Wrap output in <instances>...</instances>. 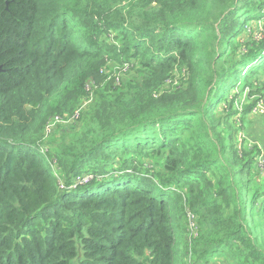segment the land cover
I'll return each instance as SVG.
<instances>
[{
	"label": "trees",
	"instance_id": "1",
	"mask_svg": "<svg viewBox=\"0 0 264 264\" xmlns=\"http://www.w3.org/2000/svg\"><path fill=\"white\" fill-rule=\"evenodd\" d=\"M0 67V264H264V0H0Z\"/></svg>",
	"mask_w": 264,
	"mask_h": 264
},
{
	"label": "built area",
	"instance_id": "2",
	"mask_svg": "<svg viewBox=\"0 0 264 264\" xmlns=\"http://www.w3.org/2000/svg\"><path fill=\"white\" fill-rule=\"evenodd\" d=\"M123 68L121 70L123 74H125V72H128L127 66H124ZM117 81H119V79ZM87 92H88V97L83 101L81 106L77 109V111L71 117L62 118L60 116H56L50 121V123L48 124L47 129H46L47 135H50L58 125H69V124L75 123L79 119L80 114L87 108V106L93 100L94 93H93V86L92 85H89L87 87ZM85 182H87V180ZM82 184H83V182H82ZM61 188H63V185H61ZM189 221H190V226H191L190 227L191 232H193L195 234L196 230H197L196 222H195V216L192 214H189Z\"/></svg>",
	"mask_w": 264,
	"mask_h": 264
},
{
	"label": "rangeland",
	"instance_id": "3",
	"mask_svg": "<svg viewBox=\"0 0 264 264\" xmlns=\"http://www.w3.org/2000/svg\"><path fill=\"white\" fill-rule=\"evenodd\" d=\"M246 102V101H245ZM254 116H251V120H255L253 122V126L249 130H244L237 135V140L247 139L250 142L258 143L264 146V101L259 102L257 107L253 110ZM56 117V116H55ZM242 134V135H241ZM50 136V135H49ZM264 162H261V166H263ZM188 218V217H187ZM188 222V230L191 233V226L189 218Z\"/></svg>",
	"mask_w": 264,
	"mask_h": 264
},
{
	"label": "water",
	"instance_id": "4",
	"mask_svg": "<svg viewBox=\"0 0 264 264\" xmlns=\"http://www.w3.org/2000/svg\"><path fill=\"white\" fill-rule=\"evenodd\" d=\"M2 72V68L0 67V73ZM28 109H30L29 107H28Z\"/></svg>",
	"mask_w": 264,
	"mask_h": 264
}]
</instances>
